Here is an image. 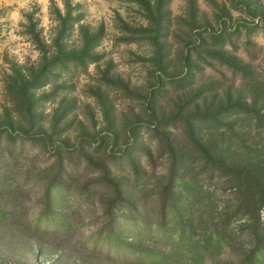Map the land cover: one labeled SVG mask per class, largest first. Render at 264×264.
Returning a JSON list of instances; mask_svg holds the SVG:
<instances>
[{
	"label": "rangeland",
	"instance_id": "obj_1",
	"mask_svg": "<svg viewBox=\"0 0 264 264\" xmlns=\"http://www.w3.org/2000/svg\"><path fill=\"white\" fill-rule=\"evenodd\" d=\"M259 116L264 0H0V264H237Z\"/></svg>",
	"mask_w": 264,
	"mask_h": 264
},
{
	"label": "trees",
	"instance_id": "obj_2",
	"mask_svg": "<svg viewBox=\"0 0 264 264\" xmlns=\"http://www.w3.org/2000/svg\"><path fill=\"white\" fill-rule=\"evenodd\" d=\"M247 111H236L235 113L243 114ZM259 125H256V133L251 138L253 141L250 143L247 141V145L253 149H256L258 144H263L264 147V121L259 116ZM228 129L235 133L234 124L230 123L227 125ZM232 142H230L231 144ZM198 145V143H197ZM200 146V145H199ZM231 148L234 147V145H230ZM236 146V145H235ZM200 148L207 153V149H204L200 146ZM250 148V152H253L255 150ZM261 150V151H259ZM258 153L255 154V156L251 157V161L248 162L243 166L242 169H236L233 166H231V169H233V172L237 175L242 174L243 178L246 179V187L248 190V204L247 208L245 209V213L248 216H255V212L258 210V208L264 206V148L259 149ZM233 165V163H230ZM49 196V194L47 195ZM258 217V216H257ZM257 222V220H256ZM256 225V224H255ZM254 225V226H255ZM258 227L255 228L257 230ZM36 231H40L39 228H34ZM64 232L65 230H61ZM60 231V232H61ZM43 232H48L46 230H43ZM264 258V246L257 245L256 248L252 249L249 253L245 254L243 258L237 263V264H261V259ZM260 259V260H259Z\"/></svg>",
	"mask_w": 264,
	"mask_h": 264
},
{
	"label": "clouds",
	"instance_id": "obj_3",
	"mask_svg": "<svg viewBox=\"0 0 264 264\" xmlns=\"http://www.w3.org/2000/svg\"><path fill=\"white\" fill-rule=\"evenodd\" d=\"M15 15V14H14Z\"/></svg>",
	"mask_w": 264,
	"mask_h": 264
}]
</instances>
